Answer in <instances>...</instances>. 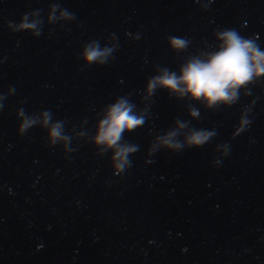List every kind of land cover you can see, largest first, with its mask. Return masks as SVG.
Segmentation results:
<instances>
[{
  "label": "water",
  "instance_id": "water-1",
  "mask_svg": "<svg viewBox=\"0 0 264 264\" xmlns=\"http://www.w3.org/2000/svg\"><path fill=\"white\" fill-rule=\"evenodd\" d=\"M27 13L35 28L8 27ZM224 29L264 50V0H0V264H264V76L232 106L192 102L196 120L158 90L144 125L125 133L138 151L120 175L90 142L107 105L128 96L142 108L157 65L177 70ZM94 42L112 49L106 63L85 61ZM22 111L38 123L19 135ZM45 111L70 142L49 147ZM175 119L215 136L149 156Z\"/></svg>",
  "mask_w": 264,
  "mask_h": 264
},
{
  "label": "clouds",
  "instance_id": "clouds-1",
  "mask_svg": "<svg viewBox=\"0 0 264 264\" xmlns=\"http://www.w3.org/2000/svg\"><path fill=\"white\" fill-rule=\"evenodd\" d=\"M63 15L69 17L72 14L65 10ZM28 17L29 13L24 14L19 23L10 22L8 27L17 32L35 28V23H29ZM215 40V45L208 46L214 50L189 55L177 70L157 65V74L147 80L141 98L144 105L142 108H137L128 96H121L103 109L102 118L96 124L95 134L90 142L98 147V155L111 152V167L115 169V175L124 173L131 166L130 157L138 151V145L126 140L125 133H132L144 125L150 114L151 99L158 90H165L169 98L186 100L188 116L196 120L199 118V109L192 102L213 111L221 106H232L239 100L241 89H247L258 77L264 76V50L255 39L244 37L235 29H224L215 32ZM167 43L177 54L185 52L189 45L187 39L178 36L167 37ZM111 51L112 49L100 48L94 42L84 49V59L89 64H104ZM245 95H249L248 89ZM21 115L24 118L19 125L18 134L24 135L38 121L26 116L24 111ZM43 116L49 147L60 141L70 142L71 137L65 133L63 127L64 121L53 122L49 111H45ZM246 117V112L241 114V132L249 124ZM173 125L162 134L154 136L148 148L149 156L161 150L177 153L184 149L199 148L210 143L215 136L213 130L190 127L188 120L175 119ZM181 130H186L183 139H180ZM218 147L225 149L222 156L228 155L227 144ZM67 150L74 149L67 147ZM219 162V159L214 161L217 165Z\"/></svg>",
  "mask_w": 264,
  "mask_h": 264
}]
</instances>
